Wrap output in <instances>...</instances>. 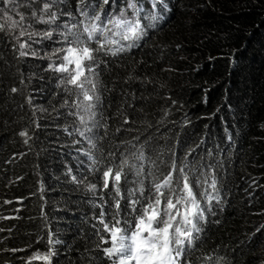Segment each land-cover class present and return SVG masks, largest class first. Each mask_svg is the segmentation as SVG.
<instances>
[{"label":"trees","instance_id":"obj_1","mask_svg":"<svg viewBox=\"0 0 264 264\" xmlns=\"http://www.w3.org/2000/svg\"><path fill=\"white\" fill-rule=\"evenodd\" d=\"M6 1L39 16L45 0ZM124 2L60 0L43 13L56 14L52 23L29 16L38 34L24 49L14 31L0 28V264H110L98 217L103 206L111 220L115 208L111 184L101 190L102 170L125 157L142 164L146 191L173 161L187 165L201 206H211L190 264H264V0H132L136 8L124 14L144 34L123 41V29L109 25L108 40L118 41L111 47L125 50L95 54L88 75L99 100L92 131L81 136L73 113L83 97L62 83L68 73L54 70L52 52L66 36L87 41L81 11L106 22ZM66 25L76 26L72 34ZM173 176L182 188L181 174ZM135 180L128 171L123 195ZM121 204L131 220L127 200Z\"/></svg>","mask_w":264,"mask_h":264},{"label":"snow or ice","instance_id":"obj_2","mask_svg":"<svg viewBox=\"0 0 264 264\" xmlns=\"http://www.w3.org/2000/svg\"><path fill=\"white\" fill-rule=\"evenodd\" d=\"M104 4H108L109 0H103ZM83 4V0H81ZM51 4L44 3L43 11L47 12L51 8ZM129 8H136V5L129 0ZM81 15L88 21H81L84 24L83 35L87 36V41L81 39L80 35H75L73 40H65L68 43L67 48L56 49L52 54L64 53L62 63L54 70L62 73H68L67 84L80 89V95L83 101L75 102V107L79 109V113H73L79 119L82 129H77L81 136H86V133L91 132L92 128L88 126L89 120L95 118V101L99 100L96 83L89 78L88 74L95 75L92 65L96 63V53L104 52L105 54L117 55L118 52L125 50L123 46L116 47L118 41L108 40L107 34L112 32L113 26L116 29H123L121 39L123 41H135L144 33L139 21L130 20L121 11L119 16L109 15L108 19L102 21L100 13L94 16H89L87 11H81ZM33 16L36 13L33 12ZM56 14L52 13L47 20L41 18L42 23H52L56 20ZM24 17H20L23 21ZM0 25V28H3ZM71 29L76 27L72 25ZM38 33L21 31L20 36L28 35L29 37ZM41 35L52 37V31H45ZM95 42L97 47L89 46L90 42ZM20 48L26 47L25 43H20ZM133 43L127 45L128 48L133 47ZM21 55H26L21 52ZM91 62V63H89ZM69 65H72L70 68ZM91 85V87H87ZM13 92L16 89H12ZM67 103V102H66ZM125 123H128L125 120ZM21 136H26L25 132L20 133ZM89 144L95 147V143L90 137ZM27 143V140H25ZM113 155V154H109ZM137 160L144 159L143 153L135 157ZM91 159V157H90ZM184 167H177L175 161L171 166V170L166 173L159 182H154L152 188L145 189L143 179V166H137L130 163L127 157L123 158L118 165L109 166L102 170V191L109 190L111 184L112 199L114 201L115 211L112 214L111 220H106L107 213L101 206V212L98 217L102 231L108 234L107 239L103 235L100 237V243L110 244L109 247L102 249L104 255L111 261V264H190L187 261V253L196 245L201 231L200 222L205 219V209L201 206L197 193L193 190V183L189 178ZM128 171H133L137 177L133 183L136 185L128 190L127 196L122 194V179H125ZM173 171H178L181 174L183 187L175 186V178ZM75 180L76 178L73 177ZM209 187L215 189V181ZM96 184H91L89 190L95 191ZM139 193V196H137ZM203 195V194H200ZM214 199V197H209ZM122 200H127L128 207L131 209V220L122 215ZM259 231V229L257 230ZM51 235L49 236V244H53ZM13 251H19L14 249ZM54 255V252L49 249L46 255L42 257L45 261H49ZM211 259V257H207Z\"/></svg>","mask_w":264,"mask_h":264},{"label":"rangeland","instance_id":"obj_3","mask_svg":"<svg viewBox=\"0 0 264 264\" xmlns=\"http://www.w3.org/2000/svg\"><path fill=\"white\" fill-rule=\"evenodd\" d=\"M29 1H32V0H29ZM28 0H26L27 2V6H30L32 5V2H29ZM60 0H45L43 1V3H49V4H55V3H58ZM128 4H129V0H125L124 4L118 8V10L116 11H119V13H121V11L123 10L124 13H126V10H133V8H129L128 7ZM114 11V8H112L110 10V14ZM30 14L26 13L24 14L22 11H20L17 6L13 7V6H10V4L5 0L3 2V10H2V14H0V24L3 25V26H6L7 29H11L12 31H14L13 36L20 42V43H25L27 39L33 37V39H36L35 35L29 37L28 35H25L23 37L20 36V32L21 31H27V32H33L35 33L32 29H31V26L28 25V19H29V16L32 14L33 16V12H34V9L33 7H31L30 9ZM44 11L42 9V13L38 15H36L39 18H43L44 20H47L48 17H45L43 15ZM23 16L24 17V20L23 21H20V17ZM119 16V15H117ZM35 17V16H33ZM135 20V19H134ZM68 47V43L67 44H64L62 46V48H67ZM53 53V52H52ZM53 55V54H52ZM64 55V53H57L56 55H53L52 58H53V61H52V65L57 67L59 66L61 63H62V56ZM69 67L71 68L72 65H69Z\"/></svg>","mask_w":264,"mask_h":264}]
</instances>
